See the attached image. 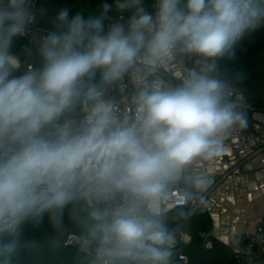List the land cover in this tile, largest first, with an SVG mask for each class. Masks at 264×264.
Returning a JSON list of instances; mask_svg holds the SVG:
<instances>
[{
	"label": "clouds",
	"instance_id": "clouds-1",
	"mask_svg": "<svg viewBox=\"0 0 264 264\" xmlns=\"http://www.w3.org/2000/svg\"><path fill=\"white\" fill-rule=\"evenodd\" d=\"M110 13L120 19L106 25ZM37 15L47 8L0 0V264L40 247L26 227L47 219L60 233L69 210L87 264H173L167 212L188 214L212 181L193 165L220 156L231 131L247 127L219 61L264 30V0L61 7L51 30L22 48L35 63L21 70L13 45ZM178 56L200 66L166 84L158 74ZM125 78L135 88L129 113L107 99Z\"/></svg>",
	"mask_w": 264,
	"mask_h": 264
},
{
	"label": "trees",
	"instance_id": "trees-1",
	"mask_svg": "<svg viewBox=\"0 0 264 264\" xmlns=\"http://www.w3.org/2000/svg\"><path fill=\"white\" fill-rule=\"evenodd\" d=\"M113 3V0H93L90 10L82 8L79 0H38L37 7H45L48 15L36 17V23L51 30V17L61 7H68L73 13L76 11L94 12L104 3ZM150 5L151 0H145ZM114 14V13H110ZM27 45L23 37L17 38L12 51L19 55L21 60L25 59L22 48ZM35 63V61H34ZM220 71L227 82L228 87L243 95L244 99L252 106L264 107V30L246 37L235 48V54L219 61ZM188 213L184 217H177L173 212L168 211L166 221L169 229H172L185 218H189L188 232L191 241L188 245H178L175 252L176 257L184 255L187 260L180 264H235L234 255L222 243L213 240L211 248H205L202 241V234L207 233L212 225V219L207 209L200 206L191 212L185 207ZM82 229L73 219L71 210L64 218V226L60 233H55L45 219L38 226H29L24 230L27 240L37 242L40 247L36 250L22 249L14 257L12 264H83L85 258L76 249L64 246V240L70 233L81 236ZM55 236L59 243L50 245L48 241Z\"/></svg>",
	"mask_w": 264,
	"mask_h": 264
},
{
	"label": "crops",
	"instance_id": "crops-1",
	"mask_svg": "<svg viewBox=\"0 0 264 264\" xmlns=\"http://www.w3.org/2000/svg\"><path fill=\"white\" fill-rule=\"evenodd\" d=\"M184 60L188 65L192 63L190 56H178L163 69L181 79L185 72ZM231 155V149L225 146L220 156L196 162L193 170L212 177L210 186L200 198L212 219L207 233L212 241L222 243L234 255V250L246 241L251 227L264 228V163L258 157L244 160L239 165L222 162ZM239 155L244 157V150L241 149ZM173 264H180V261L174 257Z\"/></svg>",
	"mask_w": 264,
	"mask_h": 264
},
{
	"label": "built area",
	"instance_id": "built-area-1",
	"mask_svg": "<svg viewBox=\"0 0 264 264\" xmlns=\"http://www.w3.org/2000/svg\"><path fill=\"white\" fill-rule=\"evenodd\" d=\"M34 9L37 7L38 0H32ZM111 19L106 21V25L113 22L119 21V17L116 14L110 15ZM47 30L40 27L36 20L31 26L29 31L22 36L27 40L28 44H35L39 38L46 34ZM191 57V56H190ZM192 63L187 64L184 60V70L187 71L189 68L199 67L200 59L197 57H191ZM34 66V60L29 57H25L21 60V70L29 69ZM158 78L166 84L175 85L180 82V79L175 78L168 71L161 69ZM135 91L134 85L131 80L125 78L118 84L112 86L109 89L107 99L111 102L118 110L122 113H129L131 111V95ZM238 96L242 100L243 109L247 115L248 124L245 128H235L231 131L230 135L225 141V146H228L232 155L228 158H223V163L233 162L239 165L244 160H249L253 157H258L262 163H264V107L258 108L249 104L243 97L242 94L236 92L235 90L230 91L229 96ZM244 150V157H240L239 151ZM239 188L244 191L242 186ZM176 190L184 191L183 186L177 185ZM201 204L200 199L193 201L189 207L191 212L196 210ZM167 211V207L165 206ZM189 218H185L183 221L178 223L172 232L176 235V248L180 244L186 246L190 243L191 237L188 232ZM80 235L75 233H70L64 240V246L71 247L77 250V241ZM202 241L205 248H211L212 240L209 233L202 234ZM78 251V250H77ZM80 253V252H79ZM82 254V253H80ZM83 255V254H82ZM86 260V257L83 255ZM174 257L177 260H187L184 255H176ZM234 262L235 264H264V228L251 227L246 236V241L243 242L238 248L234 250ZM84 264H87V260Z\"/></svg>",
	"mask_w": 264,
	"mask_h": 264
},
{
	"label": "rangeland",
	"instance_id": "rangeland-1",
	"mask_svg": "<svg viewBox=\"0 0 264 264\" xmlns=\"http://www.w3.org/2000/svg\"><path fill=\"white\" fill-rule=\"evenodd\" d=\"M81 6L85 10H90L93 0H79ZM85 262H83L84 264Z\"/></svg>",
	"mask_w": 264,
	"mask_h": 264
}]
</instances>
